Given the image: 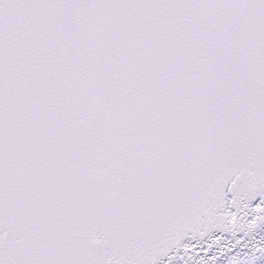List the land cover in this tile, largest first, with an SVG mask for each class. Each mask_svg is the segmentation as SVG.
Segmentation results:
<instances>
[{"label":"snow or ice","instance_id":"1","mask_svg":"<svg viewBox=\"0 0 264 264\" xmlns=\"http://www.w3.org/2000/svg\"><path fill=\"white\" fill-rule=\"evenodd\" d=\"M0 264H264V0H0Z\"/></svg>","mask_w":264,"mask_h":264}]
</instances>
